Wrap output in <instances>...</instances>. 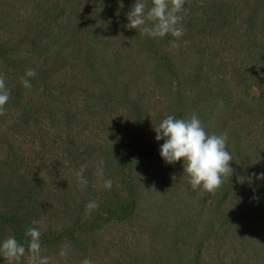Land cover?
<instances>
[{"label":"trees","instance_id":"16d2710c","mask_svg":"<svg viewBox=\"0 0 264 264\" xmlns=\"http://www.w3.org/2000/svg\"><path fill=\"white\" fill-rule=\"evenodd\" d=\"M134 3L0 0V243L27 246L37 227L43 250L75 249L70 264H109L86 242L112 231L121 248L147 244L138 264H264V180L242 178L264 173V0H188L178 47L126 28ZM193 113L228 136L234 173L214 195L193 191L155 139L168 115Z\"/></svg>","mask_w":264,"mask_h":264},{"label":"clouds","instance_id":"9594fccd","mask_svg":"<svg viewBox=\"0 0 264 264\" xmlns=\"http://www.w3.org/2000/svg\"><path fill=\"white\" fill-rule=\"evenodd\" d=\"M187 2L188 0H135L127 13L126 28L139 30L141 35L146 34L156 39L171 36L173 38L170 41L171 46L178 47L177 41L186 32L182 22L188 13L185 8ZM199 6H204V0H199ZM36 75L34 69H27L21 78V85L30 90L33 86L30 78H35ZM9 99L10 91L4 76L0 74V116L5 115V106ZM154 131L155 139L164 141L160 147V156L167 164L183 161V173L187 175L193 191L201 190L214 195L225 181L232 177L234 169L229 162L233 161V156L227 147V133L209 134L197 114L193 113L187 119L168 115L154 127ZM86 169L87 165H82L76 173L77 183L83 186L88 184L84 177ZM96 177L103 189L112 188L113 181L104 178L102 162L97 169ZM242 178L251 184L253 179L264 180V173L259 175L253 173L247 178ZM98 207L99 205L92 201L86 205L89 211ZM24 235L29 238L27 246L18 242L15 236H8L0 243V257L6 264H20L26 254L27 264H52V257L43 254L41 230L30 227ZM67 255V246H64L59 256L66 258ZM81 264L94 262L85 258Z\"/></svg>","mask_w":264,"mask_h":264},{"label":"rangeland","instance_id":"374dc122","mask_svg":"<svg viewBox=\"0 0 264 264\" xmlns=\"http://www.w3.org/2000/svg\"><path fill=\"white\" fill-rule=\"evenodd\" d=\"M248 94L250 97H258L260 93L257 87L252 86L248 89ZM117 240H118V237H115V233H112V231H105L104 233L98 234L96 238L93 237L92 239L88 240L86 242V246L87 248H90V245H91L92 249L90 251L92 253L93 251H95L97 255L99 256L101 255L102 258L105 256H110L112 260L109 261V264H138L135 262L133 258L135 256V254H133V252H135L134 248L137 249L136 256H139L138 255L139 251H148L147 244H143L138 249L139 245L141 244V242L139 241L140 239H138L139 242L137 241L134 243V241H132L131 244L130 243L123 244V248L119 247L120 244L122 243V240L119 239L118 240L119 242ZM64 246H67L68 252H70L71 250H75L70 244L66 242H58V243L50 245L49 247H46L45 250L49 248L48 250L51 253L53 264H70L69 259L60 258L59 256V252ZM45 250L43 253L46 254ZM50 253L47 251V255H50ZM54 255H55V258H54ZM103 259L105 260V258ZM0 264H4V263L0 262ZM145 264H149V263L146 262Z\"/></svg>","mask_w":264,"mask_h":264}]
</instances>
